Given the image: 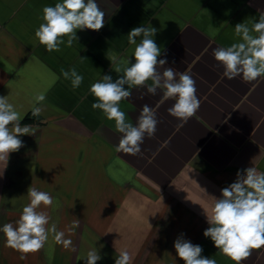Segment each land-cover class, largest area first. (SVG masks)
Instances as JSON below:
<instances>
[{
	"label": "crops",
	"instance_id": "1",
	"mask_svg": "<svg viewBox=\"0 0 264 264\" xmlns=\"http://www.w3.org/2000/svg\"><path fill=\"white\" fill-rule=\"evenodd\" d=\"M58 2L0 0V96H9L23 120L39 121L21 123L37 133L21 136L23 147L0 160V227L15 225L32 186L59 202L39 210L57 222L75 251L50 238L21 260L0 233V264H85L78 258L93 246L102 256L97 264H115L123 250L130 264H184L174 248L181 235L202 246V256L234 264L204 237V209L235 182L238 171L264 172V76L228 80L212 49L240 42L235 26L245 22L251 28L264 0H97L104 27L78 29L71 47L49 53L35 30L42 9ZM138 26L158 29V59L166 57L165 67L193 77L200 108L181 127L167 111L174 101L165 100L163 90L147 93L151 81L130 89L131 97L120 102L128 121L135 124L145 104L159 121L155 135L145 136L141 153L132 156L116 151L122 134L92 109L90 86L106 74L117 79L129 60L135 62L127 35ZM73 67L84 78L78 88L63 76ZM41 93L45 99L37 103ZM33 107L44 110L33 116ZM75 220L79 225L72 227ZM242 264H264V246Z\"/></svg>",
	"mask_w": 264,
	"mask_h": 264
},
{
	"label": "clouds",
	"instance_id": "2",
	"mask_svg": "<svg viewBox=\"0 0 264 264\" xmlns=\"http://www.w3.org/2000/svg\"><path fill=\"white\" fill-rule=\"evenodd\" d=\"M42 12L43 22L35 30V38L49 53L61 51V45L71 47L79 39L76 35L78 29L99 31L105 24V13L97 0H62L54 6H45ZM234 29L240 42L212 49L214 59L223 67V76L228 80L240 77L244 82L264 76V12L260 13L257 21H253L251 28L244 22L238 23ZM157 32L158 29L152 26L132 28L127 37L128 43L135 46V62L129 60L130 66L125 67L117 79L113 80L106 74L90 86V92L96 99L92 109L101 110L108 120L114 121L115 130L122 134L116 151L132 156L141 153L145 136L151 138L155 135L159 121L147 104L143 105L135 124L128 121L120 109V102L131 97L130 89L144 87L151 81V85H147V93L156 95L158 90H163V98L174 101L167 111L181 122V127L200 108L193 77L187 72L165 67L168 63L166 57L158 59L161 48L154 40ZM64 37H67L66 42ZM137 38H140L139 42ZM116 72L119 73L120 69ZM63 76L71 81L73 88H78L84 79L75 67L64 71ZM44 99L41 93L36 102L41 103ZM43 110L42 107H33L32 115L39 116ZM22 120L9 96H0V160H7L10 153L23 147L21 136L37 133L36 127H22ZM27 196L30 202L23 207L15 225L6 223L0 227L6 246L19 252L21 260H26L29 253L43 249L50 238L65 249L75 251L72 240L65 238L64 231L58 230L57 222L52 221L47 211L39 210L42 205L45 208L59 207L56 198L32 186L28 188ZM213 201L210 209H204L209 227L203 235L210 238L214 247L234 264H242L251 256L253 249L264 246V172L257 171L255 167L238 171L235 182L221 189L220 198L213 197ZM78 225L79 220L73 221L72 227ZM68 231L71 232L72 228ZM174 248L184 264H217L214 258L202 256V246L184 239L183 235L174 241ZM101 259L100 249L95 246L78 258L85 260V264H97ZM131 260L129 252L123 250L116 256L115 264H130Z\"/></svg>",
	"mask_w": 264,
	"mask_h": 264
},
{
	"label": "trees",
	"instance_id": "3",
	"mask_svg": "<svg viewBox=\"0 0 264 264\" xmlns=\"http://www.w3.org/2000/svg\"><path fill=\"white\" fill-rule=\"evenodd\" d=\"M37 123L39 122L36 118H33L32 116H27L24 118V120L21 122L22 124H28V123Z\"/></svg>",
	"mask_w": 264,
	"mask_h": 264
}]
</instances>
